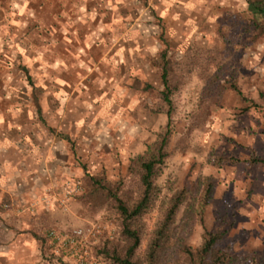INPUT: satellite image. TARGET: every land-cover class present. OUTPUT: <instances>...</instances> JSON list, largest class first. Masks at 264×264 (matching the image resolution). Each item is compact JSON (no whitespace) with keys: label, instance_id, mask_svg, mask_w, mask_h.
I'll return each mask as SVG.
<instances>
[{"label":"clouds","instance_id":"clouds-1","mask_svg":"<svg viewBox=\"0 0 264 264\" xmlns=\"http://www.w3.org/2000/svg\"><path fill=\"white\" fill-rule=\"evenodd\" d=\"M0 264H264V0H0Z\"/></svg>","mask_w":264,"mask_h":264}]
</instances>
